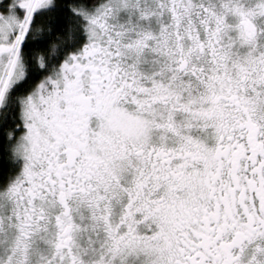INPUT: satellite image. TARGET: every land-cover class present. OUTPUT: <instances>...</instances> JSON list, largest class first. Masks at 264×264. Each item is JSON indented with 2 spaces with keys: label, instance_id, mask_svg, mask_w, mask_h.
Masks as SVG:
<instances>
[{
  "label": "snow or ice",
  "instance_id": "6c2138e0",
  "mask_svg": "<svg viewBox=\"0 0 264 264\" xmlns=\"http://www.w3.org/2000/svg\"><path fill=\"white\" fill-rule=\"evenodd\" d=\"M0 264H264V0H0Z\"/></svg>",
  "mask_w": 264,
  "mask_h": 264
}]
</instances>
